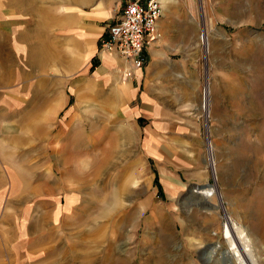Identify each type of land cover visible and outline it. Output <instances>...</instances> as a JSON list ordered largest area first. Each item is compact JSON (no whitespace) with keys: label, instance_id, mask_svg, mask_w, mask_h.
Listing matches in <instances>:
<instances>
[{"label":"rangeland","instance_id":"rangeland-1","mask_svg":"<svg viewBox=\"0 0 264 264\" xmlns=\"http://www.w3.org/2000/svg\"><path fill=\"white\" fill-rule=\"evenodd\" d=\"M9 1L1 4L6 11L2 12L0 49L7 64L11 18L4 5ZM43 1L50 3L52 12L57 9V0ZM127 1L134 0H99L97 9L114 12L117 19ZM162 5L160 30L181 26L196 36L190 57L197 62L201 76L198 92L204 82L210 87L206 117L200 110V98L197 107L208 175L205 181L184 180L183 189L174 190L173 184L166 186L158 174H152L153 160L118 159L121 152L104 143L107 126L111 128L117 121L106 117L107 112L117 111L110 98H20L26 69L25 54L20 53L19 98L12 103L11 135L8 141L0 133V142L11 143L10 158L18 170L32 161L35 186L41 183L48 160L55 176L65 177L66 195H72L67 196L69 212L59 233L65 242V264H227L220 254L228 251L221 236L227 218L245 230L257 264H264V0H167ZM23 16L26 21V14ZM29 17L28 27L36 34L38 17ZM12 26L15 30V24ZM26 28V22L18 23V44H25ZM203 32L207 44L200 42ZM31 43L36 49L40 42L31 39ZM179 59L180 55L171 56V63H179ZM40 63L41 56L35 55L34 95L49 92L52 97L58 92L59 75L52 69L43 74ZM177 84V97L191 98V79L181 76ZM0 112V127L5 131L3 103ZM92 127L97 132L90 149L85 150L84 140ZM52 143L58 145L48 150ZM210 159L215 173L209 167ZM197 188L211 189L213 197L194 194ZM114 195L121 197L114 199ZM34 199L26 214H22L21 204L15 209L18 214L0 213V262L25 264L32 257L33 264H41L42 226L44 222L47 228L48 221L42 214L41 199ZM4 203L18 202L6 199ZM217 245L221 250L212 255Z\"/></svg>","mask_w":264,"mask_h":264},{"label":"crops","instance_id":"crops-1","mask_svg":"<svg viewBox=\"0 0 264 264\" xmlns=\"http://www.w3.org/2000/svg\"><path fill=\"white\" fill-rule=\"evenodd\" d=\"M98 1L57 0L54 12L51 11L50 3L43 0H10V4L4 5L8 7L11 18L9 33L12 46L8 49V64L3 63L0 49V104L6 105L4 119L7 125L5 131L0 127V133H4L9 141V124L11 117L15 116L11 109L12 103L15 105L16 98H19L17 55L25 54V85L19 91L20 98H110L109 103L117 111L107 112L106 117L116 118L117 121L110 125L111 128L107 126L104 143L111 146L112 151L121 152L118 159L131 157L137 162H143L145 158L153 160L152 174H158L166 186L167 183L173 184L174 190H182L184 180L205 181L208 175L202 155V131L197 118L201 76L197 62H193L190 57L196 46V36L181 26L160 30V20L158 29L161 37L149 48L148 64L137 73L134 80L123 82L120 74L122 62L114 56L111 57L115 61L106 55L98 56L100 40L116 19L113 18L114 12L97 9ZM118 1L113 0V3ZM1 4L2 0L0 36L3 35L2 12L6 11ZM85 6L94 9H83ZM23 13L26 14V21L23 20ZM29 16L38 17L36 34L28 27ZM111 19L114 20L107 24ZM19 22L27 23L25 44L20 45L17 30ZM12 24H15V30ZM20 37L23 38V34ZM31 39L40 42L36 44V49ZM35 55L41 56L40 69L43 74L52 69L59 75L58 92L52 97L49 92L43 93L42 97L34 95ZM178 55L179 63H171V56ZM181 76L191 79V98L177 97L180 94L177 81ZM115 98L119 99L118 104H115ZM30 118L33 120L32 115ZM91 129L92 132L84 140L85 150L90 149L97 132V128ZM56 144H49L51 148L48 150L55 149ZM11 147L10 142L4 145L0 142V213L18 214L15 209L21 204L24 209L22 214H26L32 210L34 198L41 199L42 214L47 216L48 221L47 228L44 222L42 226L41 264H65V242L59 233L65 227L64 216L69 212L66 209L67 196H72L66 195L65 177L55 176L49 165L51 160H48L47 170L41 175V183L35 186L32 161H26L24 167L18 170L10 158ZM129 152L133 156H129ZM129 172L126 169L125 174ZM136 173L138 175L140 172ZM35 192H41L42 195L38 197ZM118 197L116 195L114 199ZM6 199H14L18 203L5 205ZM70 209H74V204ZM28 251L31 255L35 254L32 249ZM25 264H33L32 257L27 258Z\"/></svg>","mask_w":264,"mask_h":264},{"label":"built area","instance_id":"built-area-1","mask_svg":"<svg viewBox=\"0 0 264 264\" xmlns=\"http://www.w3.org/2000/svg\"><path fill=\"white\" fill-rule=\"evenodd\" d=\"M162 17L161 0L127 1L118 18L109 25L106 35L101 38L98 52L100 55L117 57L122 62L120 74L123 82L134 80L137 73L148 64L149 48L161 37L158 24ZM205 34L203 32L199 37L202 44H207ZM199 98L202 116L206 117L205 113L209 112L211 98L208 83L202 84ZM209 167L212 173H215V164L211 159ZM228 222L230 221L227 218L224 224Z\"/></svg>","mask_w":264,"mask_h":264},{"label":"bare ground","instance_id":"bare-ground-1","mask_svg":"<svg viewBox=\"0 0 264 264\" xmlns=\"http://www.w3.org/2000/svg\"><path fill=\"white\" fill-rule=\"evenodd\" d=\"M161 1L164 4L167 3V0ZM106 56L108 55L106 54ZM210 191L212 190L208 188H197L196 190H194V194L201 196L202 198L213 197V195L209 193ZM228 219L230 222L224 224L221 231V236L228 245V251L220 253L222 255V259H224L227 264H233V262H235L234 264H257L247 233L233 219ZM220 250L221 246L217 245V247L213 250L212 255L219 254L218 252Z\"/></svg>","mask_w":264,"mask_h":264},{"label":"trees","instance_id":"trees-1","mask_svg":"<svg viewBox=\"0 0 264 264\" xmlns=\"http://www.w3.org/2000/svg\"><path fill=\"white\" fill-rule=\"evenodd\" d=\"M105 35H106V33L104 34V36H105ZM104 36H103V37H104ZM155 182H156V184L159 186V183H158V177L156 178V181H155Z\"/></svg>","mask_w":264,"mask_h":264}]
</instances>
